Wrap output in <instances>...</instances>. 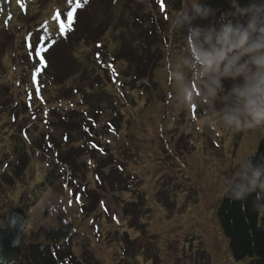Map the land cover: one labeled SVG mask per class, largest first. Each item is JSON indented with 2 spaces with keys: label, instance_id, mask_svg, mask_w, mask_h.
I'll list each match as a JSON object with an SVG mask.
<instances>
[{
  "label": "rangeland",
  "instance_id": "rangeland-1",
  "mask_svg": "<svg viewBox=\"0 0 264 264\" xmlns=\"http://www.w3.org/2000/svg\"><path fill=\"white\" fill-rule=\"evenodd\" d=\"M160 1L154 8L150 0H81L72 31L61 35L53 16L59 11L65 19L69 0H0V225L6 224L13 206L24 208L28 219L20 258L12 264H30L29 245L37 242L64 254L72 248L73 264H88L82 259L85 249L93 264H251L233 259L216 210L264 136V122L247 115L238 92L252 82L257 66L251 61L257 53H247L246 68L235 65L217 79L216 73L209 77L194 64L187 42L191 28L207 31L215 23L216 31L221 24L246 27L242 20L249 18L234 13L239 0H164V6ZM98 2L107 8L93 25L104 21L98 38L81 40L79 33ZM138 7L140 13L131 12ZM143 8L157 15L158 22L165 20V37L151 48L157 51L153 76L134 84L124 74L122 37L129 33L124 22L132 15L139 23ZM42 36L56 41L48 56L60 81L50 84L49 73L41 70L42 94L37 96L29 71L35 63L40 67L39 58L28 44L45 45L49 41H41ZM98 53L103 65L111 67L98 62ZM233 89L236 98L231 101ZM97 101L110 105L104 104L95 117L96 108L89 105ZM71 115H79L78 121L91 119L78 127H88L87 137L98 142L92 147L94 141L80 140L84 154L80 169L74 170L36 150L32 142L39 132L65 135L61 116ZM20 144L28 150L26 170L3 177ZM88 189L100 197L96 207L83 196ZM157 193L171 204L164 205ZM144 195L143 223L131 226L126 205ZM60 231L68 235L62 242L52 235Z\"/></svg>",
  "mask_w": 264,
  "mask_h": 264
},
{
  "label": "trees",
  "instance_id": "trees-1",
  "mask_svg": "<svg viewBox=\"0 0 264 264\" xmlns=\"http://www.w3.org/2000/svg\"><path fill=\"white\" fill-rule=\"evenodd\" d=\"M163 1L164 0L160 1L162 2L161 4L164 3ZM150 2L153 3L154 8L158 6L157 5L158 0H150ZM239 2L241 6L240 8L249 7L252 4H255L257 6L264 5V0H246V1L239 0ZM211 3L212 2L208 3L205 10L207 9L208 6H212ZM164 5L165 3L163 4V6ZM215 5L216 4L214 3L212 7L213 9ZM235 8H233L234 13L240 15V12L238 11L239 8L238 7ZM106 9H107L106 6L102 2H98L95 5V10H94L95 14L92 17V20L86 23L87 27H84L83 31L79 33V39L94 40L95 38H98L97 34L99 32L97 31L104 24L103 23L104 21L102 22L100 21V23L97 26L93 27V25L94 23L97 22L96 20L102 17V13L107 11ZM139 9L140 7H138V9L136 10H131V12L140 13ZM150 12H151L150 10L144 9L142 14L144 16L147 15L151 16ZM143 15L141 16V18H139V23L137 24L135 23V19L132 15H130V18L128 17V19L124 22L127 23L125 25L124 31L125 29H127L129 33L126 32L125 34H123L124 36L122 37V39L125 40V44L123 49H121V52L122 51L124 52V53L122 52L121 60L126 63L125 67L127 68V72L124 74L127 75V77H130L131 81L134 84L140 81L144 82L150 79L151 76H153V69L157 64V62H154V56H155V52L157 53V51L152 50L151 48L153 45L157 44V42L161 41L160 38L165 37L161 33V30L165 29L164 28L165 20L161 17L160 21L158 22L157 20L158 16L155 14L153 17L151 16L146 20H144ZM242 21H248V19L246 20L243 19ZM216 26L217 25L215 23V26L213 25L212 27L216 28ZM222 26L223 25L221 24L220 27ZM48 43H46L45 46H47ZM73 43L74 40L71 39L70 45H72ZM53 46L54 45L52 44V46L49 47L46 52L42 53L44 60L46 61V67H43L42 70L44 72L49 73L48 77L50 84L52 85L56 84L57 82L59 83L60 81L59 79L60 77L58 76V73H54V70L52 69L54 64H52L48 56L50 50L54 49L55 46L54 47ZM27 50L30 52L29 49ZM72 53L74 55V52ZM70 54L71 53H69V55ZM237 54L238 53H231L229 54V58H231L232 55H237ZM158 57H159L158 60L162 59V55H159ZM246 58H249L247 53L240 56V58L236 61L235 65H242V66L247 65L248 59ZM37 60L39 62V59ZM73 62L74 61H72V63ZM72 63L69 61L68 64L73 65ZM35 64L30 69L29 75L31 78L30 84L32 88H34L36 91V84L33 83L34 71L37 68V65ZM221 68H223V65H221ZM201 70L203 72L202 67ZM84 71L85 70H83L82 72ZM68 73L70 74V72ZM211 74L212 73H207L209 77H211ZM40 75L41 74H39V76ZM37 76H36V81L40 87L41 82H38ZM54 80L57 82L55 83ZM40 94H42V91H39V95ZM227 96L229 97V95ZM235 98H236L235 89H233V91L230 93L229 100L232 101ZM18 102L19 101L16 102V105L14 107L17 108L19 106ZM26 104L27 103H24L25 108H26ZM104 104L110 105L108 101H102V102L97 101L90 103L89 105L90 108H92L93 110H95L96 108L95 117L99 113H101L99 109L103 108ZM219 109L221 110V108ZM85 113L86 111L80 115L83 117V114ZM77 116L74 115H71L70 117L61 116L62 118L61 127L63 131L64 130L66 131L65 135L60 134V136H57L46 132H41V133L39 132V134H36L35 139H33L34 141H32L34 143V147L36 150H39L44 153L46 152L47 155L54 158V161L65 165L66 167L69 168V170H74L80 167L79 156H82V154H84L83 147L79 145L80 140H83L87 143L88 142L92 143L94 141L89 139L86 135L87 131H85V129L88 130V127H84L82 129L81 127L80 128L78 127L79 122L80 124L81 122L90 123L91 119L89 120L88 118L83 121H78ZM67 119H72L75 121L73 122V124H71L70 120ZM64 123H67V125H65ZM75 134L77 137L72 139L71 136ZM65 137H67V139H65ZM97 143L98 142L95 140L94 144L97 145ZM11 155L13 156L11 158L15 159L14 163L11 165L10 171L8 170L3 171V175H2L3 177H5L6 174L10 175L11 173L12 174L16 173L17 175L20 176L22 174L21 171L23 170L25 171L29 164L28 150L21 144L20 146L17 145V147L12 150ZM255 170H259L262 173V175L257 180L255 188L253 190L252 181L253 179H255L253 177V172ZM53 184H54L53 181H51L49 188H52ZM114 185L115 182L113 181L112 186L114 187ZM56 193L58 194L59 192L56 191ZM83 196L88 201V204L89 205L91 204L93 207H96L100 203V197L94 191H89L88 189L84 192ZM157 197L164 205L171 204L169 201L170 199H168L167 196H163L161 195V193L159 194L157 193ZM144 200H145V195L143 198L141 197L137 201H131L129 205H126L125 215L128 216V221L131 223V226H135L136 223L140 225V222H142L141 221L142 208L145 206ZM83 210H87V207L83 206ZM216 215L220 225V230L222 234L227 238L228 242L226 241V243L229 246V250L231 252L233 259L236 261L248 259L251 264H264V136L262 138L258 151L248 158L245 166L240 171L238 178L233 183L230 184L227 192L220 200L217 206ZM52 235L59 242L64 241L68 236L67 233H64L63 231H60L58 233H53ZM126 237L123 238V242L126 244V246H130L131 243ZM43 244L44 243L37 242L29 245V250H30L29 254L31 255L30 256L31 258L29 260L30 264H73L72 248L68 247L64 254L58 249L54 248L53 246H46L47 244L46 245ZM82 255H83L82 259L86 263L93 264L94 259L90 257L86 249L83 251ZM0 264H4V263L0 262Z\"/></svg>",
  "mask_w": 264,
  "mask_h": 264
},
{
  "label": "clouds",
  "instance_id": "clouds-1",
  "mask_svg": "<svg viewBox=\"0 0 264 264\" xmlns=\"http://www.w3.org/2000/svg\"><path fill=\"white\" fill-rule=\"evenodd\" d=\"M194 7L197 13L201 12L199 7ZM238 11L249 17L246 27L229 23L219 31L215 28L207 31L199 27L191 28L187 37L188 48L194 64H200L206 73H216L217 79L221 73L231 72L240 56L257 53L251 61L257 66L252 82L238 92L243 97L247 115L256 122H264V5L252 4ZM231 53L238 54L229 58ZM261 175L259 170L253 172V190Z\"/></svg>",
  "mask_w": 264,
  "mask_h": 264
},
{
  "label": "water",
  "instance_id": "water-1",
  "mask_svg": "<svg viewBox=\"0 0 264 264\" xmlns=\"http://www.w3.org/2000/svg\"><path fill=\"white\" fill-rule=\"evenodd\" d=\"M28 219L26 210L20 206H13L6 212V224L0 225V262L12 264L20 258L22 232L26 228Z\"/></svg>",
  "mask_w": 264,
  "mask_h": 264
},
{
  "label": "snow or ice",
  "instance_id": "snow-or-ice-1",
  "mask_svg": "<svg viewBox=\"0 0 264 264\" xmlns=\"http://www.w3.org/2000/svg\"><path fill=\"white\" fill-rule=\"evenodd\" d=\"M87 3H88V0H83V4H87ZM69 4H72V7L70 8V10H68L64 14L65 19H61V13L59 11H57L53 16V19L59 23V31H60L61 35H64L65 33L72 31V24L74 22L76 9L81 8L83 6V4L81 3V0H75L74 4H73V0H69ZM29 36H31V33L29 34ZM39 39L41 41L47 40V41H49V43L47 44V46H45L43 43H38L35 45V47H33L32 43L28 44L29 49L34 50L36 52V55L39 57L40 67L35 69L34 75H33V83L36 84L37 95H39V85L36 81V76L39 74V72L42 70L43 67H46V61L44 60L42 53L46 52L48 50V48L51 47L52 44H54L56 42L55 40H52L49 36H42ZM98 47H99V45H98ZM29 55L30 56L32 55V51L29 52ZM97 60H98V62H100L102 64V66H105V65H103V62L100 60L99 53L97 54ZM105 67H111V65H106ZM193 111H195V106H193ZM45 115H47L46 112H45ZM85 131H87V129H85ZM65 139H67V137H65ZM91 146L92 147H98L95 144H92ZM99 150L101 152H103V149H99ZM89 163H91V162H89ZM77 200H79L78 197H77ZM101 203L103 206V202H101ZM54 255H55V253H54Z\"/></svg>",
  "mask_w": 264,
  "mask_h": 264
}]
</instances>
